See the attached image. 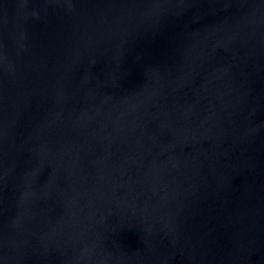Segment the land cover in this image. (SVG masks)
Listing matches in <instances>:
<instances>
[{
	"label": "water",
	"instance_id": "obj_1",
	"mask_svg": "<svg viewBox=\"0 0 264 264\" xmlns=\"http://www.w3.org/2000/svg\"><path fill=\"white\" fill-rule=\"evenodd\" d=\"M0 264H264V0H0Z\"/></svg>",
	"mask_w": 264,
	"mask_h": 264
}]
</instances>
